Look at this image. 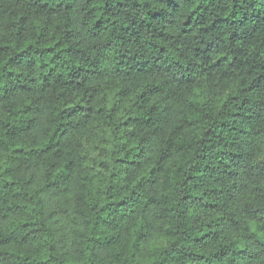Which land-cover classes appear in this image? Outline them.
I'll return each mask as SVG.
<instances>
[{"label": "clouds", "instance_id": "9594fccd", "mask_svg": "<svg viewBox=\"0 0 264 264\" xmlns=\"http://www.w3.org/2000/svg\"><path fill=\"white\" fill-rule=\"evenodd\" d=\"M0 264H264V0H0Z\"/></svg>", "mask_w": 264, "mask_h": 264}]
</instances>
